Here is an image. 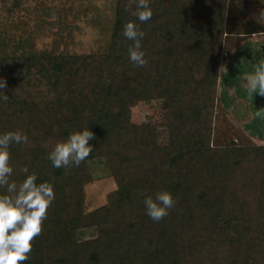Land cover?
I'll use <instances>...</instances> for the list:
<instances>
[{
	"label": "trees",
	"instance_id": "obj_1",
	"mask_svg": "<svg viewBox=\"0 0 264 264\" xmlns=\"http://www.w3.org/2000/svg\"><path fill=\"white\" fill-rule=\"evenodd\" d=\"M136 5L115 0L101 51L0 48V91L9 96L0 100V133L29 138L9 148L10 179L22 181L27 166L55 191L22 264H264V144L240 135L251 111L238 117V99L233 116L224 110L229 121L218 117L217 95L227 55L264 35V0H150L143 22ZM128 21L145 33L143 66L129 60ZM154 100L159 116L133 121V107ZM87 127L89 157L54 168L48 152ZM99 176L116 188L87 210L85 185ZM165 189L175 205L153 221L144 197ZM90 228L95 235L78 237Z\"/></svg>",
	"mask_w": 264,
	"mask_h": 264
},
{
	"label": "rangeland",
	"instance_id": "obj_2",
	"mask_svg": "<svg viewBox=\"0 0 264 264\" xmlns=\"http://www.w3.org/2000/svg\"><path fill=\"white\" fill-rule=\"evenodd\" d=\"M114 8L115 0H0V48L17 50L15 46L22 42L24 48L32 51L55 48L90 53L104 50L110 39ZM260 63H264V35L259 37L253 33L227 55L220 71L217 95L221 108L218 117L224 122L233 116L234 100L238 99V117L251 111V117L243 120L238 130L240 135L262 145L264 95L250 94L243 80L244 75L254 73ZM161 104L160 100L140 101L133 107V121L139 123L157 118ZM115 188L112 176H99L86 184V209L105 203L107 193ZM95 233L94 228L83 229L78 237L89 238Z\"/></svg>",
	"mask_w": 264,
	"mask_h": 264
},
{
	"label": "clouds",
	"instance_id": "obj_3",
	"mask_svg": "<svg viewBox=\"0 0 264 264\" xmlns=\"http://www.w3.org/2000/svg\"><path fill=\"white\" fill-rule=\"evenodd\" d=\"M135 15L139 21H148L153 12L150 0H137ZM123 36L133 43L128 48L129 60L135 66L147 63L142 50L145 35L133 21L123 25ZM244 82L249 93L264 95V63L258 64L254 73L245 74ZM7 87V81L0 77V90ZM9 96L0 91V100L7 101ZM95 134L89 127L72 131L66 139L58 141L48 159L54 168L79 166L93 151L89 140ZM28 136L20 130L0 133V264H22L29 259L33 239L42 231L47 210L55 199L54 186L49 181L37 182L35 172L29 173L27 166L22 171L25 178L19 183L11 180L13 167L10 164L9 148L13 144L28 143ZM146 214L153 221H160L175 205L173 194L168 190L157 191L154 196L144 197Z\"/></svg>",
	"mask_w": 264,
	"mask_h": 264
},
{
	"label": "crops",
	"instance_id": "obj_4",
	"mask_svg": "<svg viewBox=\"0 0 264 264\" xmlns=\"http://www.w3.org/2000/svg\"><path fill=\"white\" fill-rule=\"evenodd\" d=\"M234 101H236V100H234ZM235 103V102H234Z\"/></svg>",
	"mask_w": 264,
	"mask_h": 264
}]
</instances>
